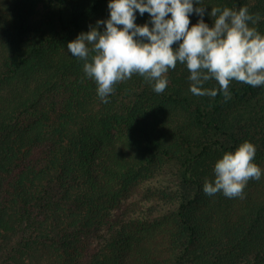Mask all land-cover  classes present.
<instances>
[{
  "label": "trees",
  "instance_id": "trees-1",
  "mask_svg": "<svg viewBox=\"0 0 264 264\" xmlns=\"http://www.w3.org/2000/svg\"><path fill=\"white\" fill-rule=\"evenodd\" d=\"M108 3L0 0V264H264V175L243 199L203 192L245 140L264 169V86L195 96L178 63L163 93L134 74L102 102L67 44ZM201 6L210 27L247 6L264 34V0Z\"/></svg>",
  "mask_w": 264,
  "mask_h": 264
},
{
  "label": "clouds",
  "instance_id": "clouds-1",
  "mask_svg": "<svg viewBox=\"0 0 264 264\" xmlns=\"http://www.w3.org/2000/svg\"><path fill=\"white\" fill-rule=\"evenodd\" d=\"M194 2L199 7L194 8ZM201 5L202 0H109V18L79 33L67 49L83 61V72L96 83L104 103L117 84L134 74L155 93H163L168 73L178 63L190 73L189 91L195 96L215 98L221 93L227 101L232 98L233 81L264 86V34L257 27L260 14L251 13L247 6L212 7L209 15L214 24L210 27ZM137 11L141 16L148 13L150 21L137 25ZM193 13L200 19L190 27ZM212 80L218 88L205 87ZM256 151L257 146L245 140L235 151L224 152L214 164V178L205 179L203 192L243 199L249 181H259L264 175L254 162Z\"/></svg>",
  "mask_w": 264,
  "mask_h": 264
}]
</instances>
